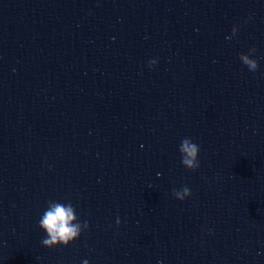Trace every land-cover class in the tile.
Instances as JSON below:
<instances>
[{
	"label": "water",
	"instance_id": "95a60500",
	"mask_svg": "<svg viewBox=\"0 0 264 264\" xmlns=\"http://www.w3.org/2000/svg\"><path fill=\"white\" fill-rule=\"evenodd\" d=\"M84 261L264 264V0H0V264Z\"/></svg>",
	"mask_w": 264,
	"mask_h": 264
},
{
	"label": "clouds",
	"instance_id": "9594fccd",
	"mask_svg": "<svg viewBox=\"0 0 264 264\" xmlns=\"http://www.w3.org/2000/svg\"><path fill=\"white\" fill-rule=\"evenodd\" d=\"M238 30L237 25L233 24L230 28L231 35L227 36L226 39H232ZM255 53L256 48L251 47L247 53L241 52L239 54L240 61L253 73L259 69V62L255 57ZM155 64V60L149 61V68H152ZM199 151V145L194 143L190 137L182 139L179 152L181 154V163L187 170L194 172L199 167ZM172 194L183 201L191 195V191L187 186H184L179 190L173 189ZM38 223L39 227L46 233V237L41 240L42 245L46 248H54L61 245L67 247L80 237L82 231L89 228L88 221L80 222L76 208L70 200L66 203L48 201V206ZM116 225L117 227L120 225L119 217H117ZM84 264H88V262L84 261Z\"/></svg>",
	"mask_w": 264,
	"mask_h": 264
}]
</instances>
